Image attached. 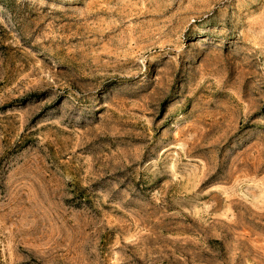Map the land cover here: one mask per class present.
I'll return each mask as SVG.
<instances>
[{
  "label": "rangeland",
  "instance_id": "rangeland-1",
  "mask_svg": "<svg viewBox=\"0 0 264 264\" xmlns=\"http://www.w3.org/2000/svg\"><path fill=\"white\" fill-rule=\"evenodd\" d=\"M0 264H264V0H0Z\"/></svg>",
  "mask_w": 264,
  "mask_h": 264
}]
</instances>
